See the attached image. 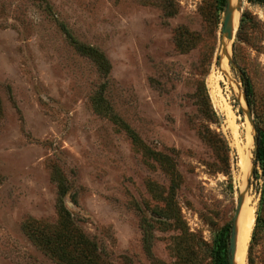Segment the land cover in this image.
<instances>
[{
    "label": "rangeland",
    "instance_id": "1",
    "mask_svg": "<svg viewBox=\"0 0 264 264\" xmlns=\"http://www.w3.org/2000/svg\"><path fill=\"white\" fill-rule=\"evenodd\" d=\"M235 2L229 41L215 0H0V264H215L240 197L264 264V2Z\"/></svg>",
    "mask_w": 264,
    "mask_h": 264
},
{
    "label": "trees",
    "instance_id": "2",
    "mask_svg": "<svg viewBox=\"0 0 264 264\" xmlns=\"http://www.w3.org/2000/svg\"><path fill=\"white\" fill-rule=\"evenodd\" d=\"M251 3H263L264 0H248ZM216 6L218 11L221 13L225 12L226 6H227V0H215ZM65 30V29H63ZM65 34L67 37L70 38L68 33L65 31ZM75 48L81 55H85L89 57L95 64L97 65L98 70L101 73H105L108 70L107 63L103 59V57L97 55L95 51H93L91 48H86L81 45H75ZM241 84H242V92L245 98L246 105L248 109L252 110V103H251V89L249 82L247 78L242 74L241 75ZM255 135H254V145H255V151L253 152V164H254V170L253 173L256 175V165L258 164L259 169L261 170V173L264 176V133L260 130L259 126L255 124L254 126ZM59 197L63 198L66 195V190L64 187L60 186L58 189ZM231 233V226L228 233V239ZM254 237V233L252 234V239ZM57 261H59L60 264H65L64 261L61 259L60 256L57 257ZM215 264H229L228 262V249L227 245H224L223 250L221 252V255H219L216 259Z\"/></svg>",
    "mask_w": 264,
    "mask_h": 264
},
{
    "label": "bare ground",
    "instance_id": "3",
    "mask_svg": "<svg viewBox=\"0 0 264 264\" xmlns=\"http://www.w3.org/2000/svg\"><path fill=\"white\" fill-rule=\"evenodd\" d=\"M236 5L237 4H236L235 0H229V7H230L231 12H232L231 25H232L233 31L235 30L236 23H237ZM225 61H223V64H221L224 68L226 67ZM244 165H243V171H246L245 168H247V167L246 166L244 167ZM252 220H253L252 211L249 208H245V206H244L242 211H240L238 219L236 221L237 237H236V252H235V257H234V264H244V261H243L244 247H245V244H246L248 237H249V233H250L251 225H252Z\"/></svg>",
    "mask_w": 264,
    "mask_h": 264
},
{
    "label": "water",
    "instance_id": "4",
    "mask_svg": "<svg viewBox=\"0 0 264 264\" xmlns=\"http://www.w3.org/2000/svg\"><path fill=\"white\" fill-rule=\"evenodd\" d=\"M238 11V9H236ZM231 17H232V12L229 7V0H227V6L224 12V19L222 23V34L224 35L225 39L231 40L232 39V25H231ZM244 97V95H243ZM245 101V98H244ZM246 104V102H245ZM247 107V105H246ZM248 109V107H247ZM249 110V109H248ZM250 111V110H249ZM255 131V130H254ZM254 151H255V145H254ZM254 166V164H253ZM243 205V198L240 197L239 200L237 201L235 213H234V218L232 221L231 225V233H230V238H229V245H228V262L229 264H234V257H235V252H236V221L238 219L241 207Z\"/></svg>",
    "mask_w": 264,
    "mask_h": 264
}]
</instances>
